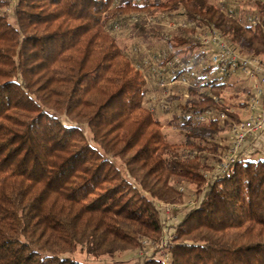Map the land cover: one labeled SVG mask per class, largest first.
<instances>
[{
    "label": "trees",
    "instance_id": "trees-1",
    "mask_svg": "<svg viewBox=\"0 0 264 264\" xmlns=\"http://www.w3.org/2000/svg\"><path fill=\"white\" fill-rule=\"evenodd\" d=\"M248 1L264 15L263 2ZM117 3L0 0V264H88L75 253L98 261L146 241L150 254L133 264H264V153L242 150L217 173L225 152L215 165L205 160L223 127L217 116L194 118L211 110L237 120L221 102L225 84L186 83L195 98L180 107L179 143L166 140L158 117L188 71L174 64L170 74L169 62L189 65L212 30L264 56L262 26L229 15L231 0ZM125 12L136 14L123 25L148 37L161 36L148 27L155 18L183 17L154 80L112 34ZM184 182L194 204L172 220L163 206L182 202Z\"/></svg>",
    "mask_w": 264,
    "mask_h": 264
},
{
    "label": "rangeland",
    "instance_id": "rangeland-1",
    "mask_svg": "<svg viewBox=\"0 0 264 264\" xmlns=\"http://www.w3.org/2000/svg\"><path fill=\"white\" fill-rule=\"evenodd\" d=\"M13 0H11L12 2ZM125 0H118L117 4H121L120 2H124ZM132 1V0H131ZM139 1V0H134ZM141 1H152V0H141ZM209 2L213 3L214 5H218L221 3L220 0H208ZM228 2L229 0H224ZM236 6L233 7L232 5H227L226 8L230 7L233 8L238 16L242 18H246L248 15H252L254 10V4L248 0H235ZM116 5V4H115ZM1 11L10 12V7L2 9ZM136 12H125L122 14L121 20L117 22L118 28L113 31V36L118 41V44L121 47H124L125 51L129 53L132 57H139L143 59V64H147L149 66L146 69H149L148 73L146 74V78L150 81L153 78L154 70L158 76L159 68L153 65L158 62L160 57H157L159 53H164L168 49L174 50L177 46H174L173 42H171L170 37L175 36L178 33V24H183V17L181 16H169L165 18L163 21L157 20L156 18L154 21H151L148 25L150 28H154V30L161 33L159 37H148L142 36L138 34V32L130 27L123 25L122 18H128L129 16H134ZM148 14V13H146ZM157 16L159 14V9L157 11L152 12V15ZM150 16V15H147ZM227 42V40H226ZM228 43V42H227ZM171 45V46H170ZM231 49H234L240 52L241 56H249L251 58H257L259 62L264 65V56H256L249 53L247 50L240 49L239 46L234 47L228 43ZM186 45H182L181 48H184ZM211 52L209 49H205L203 47H195L192 51V55L190 57L189 66L192 70L195 71V76L193 78H188L187 83L192 85H199L203 84L206 81H214L217 83H224L225 87H223L221 92V102L224 104L226 110L228 112H232L237 116V120L229 117H225L224 119H219V126L223 127V130L219 133H216L211 137L210 143L216 144L217 150L215 153L207 154V159L205 160L209 164L215 165L217 163L218 155L220 152H225L221 155L220 160L221 162L229 153L231 146L234 145V132L232 129V122L240 121L241 119L246 118L249 115V109L247 108L248 103L245 101H249L250 97L252 96V92H250L252 88V80H250L244 73H228V74H219L213 67L209 64V57ZM199 54V55H198ZM155 56V57H154ZM197 56V57H196ZM196 57V58H195ZM135 59V58H134ZM195 59V60H194ZM210 66V67H209ZM145 69V68H144ZM153 72V73H152ZM144 73V71H143ZM246 76V77H245ZM151 77V79H150ZM168 77V76H167ZM154 80V78H153ZM161 81V80H160ZM160 81L158 83L159 88H164L166 85L170 86L168 81L166 80V85L161 87ZM197 82V84L195 83ZM151 83V82H150ZM177 84L178 86V94L175 97V104L170 106L166 109L168 111L159 110L162 112L158 113L159 120L162 123V131L165 134L166 140L170 143H179L185 139V131L179 127V120L180 115L182 114L180 107L190 102L195 97L189 93L187 84L183 85L179 82H173V84ZM183 85V86H181ZM205 90V89H203ZM252 91V90H251ZM159 96V95H158ZM166 95H160V98H165ZM156 100V99H155ZM261 101L264 103V93L261 96ZM154 102V101H153ZM178 104V105H177ZM148 105V104H147ZM214 116L218 117V113H214ZM252 138L249 142L252 145L253 154L254 153H264V129L257 135H250L243 141L241 148L238 152H241L245 146V144ZM248 143V144H249ZM225 156V157H224ZM217 172V169L215 170ZM178 189L181 190L183 194V200L180 204L177 205H166L163 206L165 209L164 211L169 214L166 215L167 218L171 217L172 220H175V214L185 212L190 206L194 204L195 195H194V186L188 184L186 182L177 185ZM175 210H174V209ZM171 209L173 211L171 212ZM180 215H177V218ZM152 243V242H151ZM153 244H150L148 241L143 242V247L141 249H135L132 251H125V252H117L113 257H105L104 259H100L95 261L91 258H88L84 252H77L75 253L74 257L77 259L83 260L88 262V264H133L134 261L139 260V257H143L145 254H150ZM143 248V249H142Z\"/></svg>",
    "mask_w": 264,
    "mask_h": 264
},
{
    "label": "built area",
    "instance_id": "built-area-1",
    "mask_svg": "<svg viewBox=\"0 0 264 264\" xmlns=\"http://www.w3.org/2000/svg\"><path fill=\"white\" fill-rule=\"evenodd\" d=\"M220 1L221 3L224 2V0ZM251 1H261L264 3V0ZM229 5L235 7L237 4L235 0H231ZM255 9L256 8H254V10ZM228 14H235V10L231 8V6L228 8ZM245 22L250 26L260 24L264 30V15H260L257 11L252 15H248L245 18ZM200 44L203 48L211 51L209 52V64L219 74L239 72L244 73L250 80H252V96L250 97L247 106L250 112L246 118L232 123V129L236 138L229 153L226 157L224 156L225 158L223 161L219 162L217 165V173H221L227 170L235 161L236 155L238 154L243 141H245L248 136L257 135L264 129V103L261 101V96L264 93V65H262L257 58L241 56L240 52L231 49L226 40L213 30L204 33L200 37ZM174 64H177L180 68L188 67L186 75L181 76L178 80L179 82L186 84L188 78H193L196 75L195 71L189 68L190 66L188 64H182L178 57L168 63L170 74L174 71ZM166 84V81L161 80L159 85L164 87ZM214 117V112L211 110H206L194 116L195 120L201 123H208ZM225 117L226 115L223 112L218 114L219 119H224Z\"/></svg>",
    "mask_w": 264,
    "mask_h": 264
},
{
    "label": "crops",
    "instance_id": "crops-1",
    "mask_svg": "<svg viewBox=\"0 0 264 264\" xmlns=\"http://www.w3.org/2000/svg\"><path fill=\"white\" fill-rule=\"evenodd\" d=\"M252 140V138L245 144L244 148H243V155H252V156H257L260 153H254L253 154V149L251 148L252 145L251 143H249ZM249 143V144H248Z\"/></svg>",
    "mask_w": 264,
    "mask_h": 264
}]
</instances>
